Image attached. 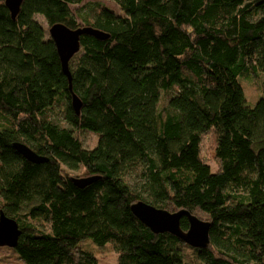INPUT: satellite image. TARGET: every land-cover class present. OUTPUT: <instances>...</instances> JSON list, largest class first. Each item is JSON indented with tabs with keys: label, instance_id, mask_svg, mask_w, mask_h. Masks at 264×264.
Returning <instances> with one entry per match:
<instances>
[{
	"label": "trees",
	"instance_id": "16d2710c",
	"mask_svg": "<svg viewBox=\"0 0 264 264\" xmlns=\"http://www.w3.org/2000/svg\"><path fill=\"white\" fill-rule=\"evenodd\" d=\"M111 1L121 13L23 0L13 19L0 0V211L22 230L11 248L23 264H100L89 238L116 264H264V97L249 105L239 80L264 73V0ZM56 23L109 34L81 35L73 91ZM138 201L209 221V245L154 233Z\"/></svg>",
	"mask_w": 264,
	"mask_h": 264
},
{
	"label": "water",
	"instance_id": "95a60500",
	"mask_svg": "<svg viewBox=\"0 0 264 264\" xmlns=\"http://www.w3.org/2000/svg\"><path fill=\"white\" fill-rule=\"evenodd\" d=\"M23 0H5V5L10 10L13 19H15L21 9ZM51 37L54 39L58 53L62 61V67L70 80V89L72 90V75L69 69V60L80 49V37L84 34L93 35L99 39L109 37V34L90 26H84L77 29H71L62 23H56L50 28ZM73 91V90H72ZM72 104L77 113L80 112L82 101L75 93L72 95ZM13 147L29 161L35 163L45 162L48 159L39 155L30 146L22 142H14ZM98 177L86 176L75 177L71 180L76 186L84 188ZM135 216L147 225L154 233L169 232L182 239L193 247H207L210 243L211 223L202 220L188 210L181 209L171 212L145 201H138L131 206ZM188 217L189 228L184 230L181 226L182 217ZM22 230L15 218L8 216L4 210L0 211V246L14 247L17 245Z\"/></svg>",
	"mask_w": 264,
	"mask_h": 264
},
{
	"label": "rangeland",
	"instance_id": "374dc122",
	"mask_svg": "<svg viewBox=\"0 0 264 264\" xmlns=\"http://www.w3.org/2000/svg\"><path fill=\"white\" fill-rule=\"evenodd\" d=\"M103 4L110 9L121 13L120 7L111 0H84V2L80 5L73 6L72 9L75 12L84 10L88 12L94 8H99V6ZM47 28L48 23L43 18H38ZM241 84L244 87L246 100L249 105H255L258 100L264 97V88H263V81H264V73L259 74L257 77H243L242 75L239 77ZM79 137L81 138L83 144L87 148H93L98 142V135L91 131H82L80 132ZM208 142V141H207ZM206 142V143H207ZM207 148V146H206ZM211 150V149H210ZM209 153V152H208ZM215 169V164L212 163ZM84 173V168L80 169L79 171L73 172L76 175H82ZM78 176V177H80ZM83 177V176H82ZM82 245L85 248H88L95 252V254L99 258L100 264H116L117 263V255L112 248L107 243L105 246H100L99 244L95 243L91 238L86 239ZM0 264H23V261L17 258V253L11 248L7 246H0Z\"/></svg>",
	"mask_w": 264,
	"mask_h": 264
}]
</instances>
